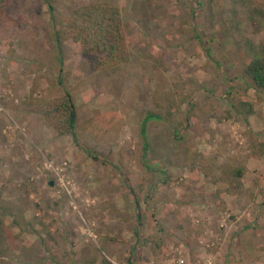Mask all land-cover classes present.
<instances>
[{
	"label": "rangeland",
	"instance_id": "374dc122",
	"mask_svg": "<svg viewBox=\"0 0 264 264\" xmlns=\"http://www.w3.org/2000/svg\"><path fill=\"white\" fill-rule=\"evenodd\" d=\"M102 2L121 12L130 62L95 73L64 23ZM263 48L264 0H10L0 264H264V93L242 77ZM65 93L75 140L36 103ZM147 115L160 119L143 135Z\"/></svg>",
	"mask_w": 264,
	"mask_h": 264
},
{
	"label": "trees",
	"instance_id": "16d2710c",
	"mask_svg": "<svg viewBox=\"0 0 264 264\" xmlns=\"http://www.w3.org/2000/svg\"><path fill=\"white\" fill-rule=\"evenodd\" d=\"M9 2L10 0H0V16L6 11ZM64 28L68 40L76 46L82 58L87 60L92 72L110 71L130 62L123 19L117 7L105 2L80 7L74 11L73 18L64 23ZM57 43L60 44V38L57 39ZM242 77L249 81L256 96L264 93V48L262 55L256 56L245 68ZM35 92L33 90L32 94ZM36 103L43 107L44 121L52 131L59 137L72 136L75 140L77 114L68 93ZM238 110L247 118L254 114V107L250 103L241 102ZM151 119L159 118L148 115L142 124L143 130L146 122ZM142 133L144 134V131ZM144 150L145 152L148 150L146 143ZM237 173L240 177L241 173ZM128 261L130 264L131 259ZM103 264L110 263L104 261Z\"/></svg>",
	"mask_w": 264,
	"mask_h": 264
},
{
	"label": "crops",
	"instance_id": "0c3cea01",
	"mask_svg": "<svg viewBox=\"0 0 264 264\" xmlns=\"http://www.w3.org/2000/svg\"><path fill=\"white\" fill-rule=\"evenodd\" d=\"M76 114H77V118H78V113H77V111H76ZM148 116V115H147ZM146 116V117H147ZM152 116H154V115H152ZM145 117V118H146ZM77 118H76V123H77ZM160 119V118H159ZM158 119V120H159ZM145 120V119H144ZM155 120H157V119H151V121H155ZM150 121V120H149ZM144 122V121H143ZM143 122H142V124H143ZM148 122V121H147ZM146 122V123H147ZM143 126V125H142ZM157 128L160 130L159 131V133H161V134H159L157 137H156V139H160L161 138V142H163V140H164V136H166V141H168V138H169V134H167L166 133V131H165V128L163 127V126H160V125H158L157 126ZM142 131H144V134L142 133ZM152 133V130H147V128H146V124H145V128H144V130H143V127H141V134H143V135H145V133ZM74 139V138H73ZM146 146H147V148H148V145H147V143H146ZM133 202V201H132ZM128 208H130L129 206H117V209H123V210H127ZM134 209H135V211H136V213H138V210H137V207H134ZM133 263H135L134 262V260H133V258L131 259V262H130V264H133Z\"/></svg>",
	"mask_w": 264,
	"mask_h": 264
},
{
	"label": "built area",
	"instance_id": "2783aa9c",
	"mask_svg": "<svg viewBox=\"0 0 264 264\" xmlns=\"http://www.w3.org/2000/svg\"><path fill=\"white\" fill-rule=\"evenodd\" d=\"M179 264H184L185 262L184 261H178ZM199 264H211L210 261H205V262H202V263H199Z\"/></svg>",
	"mask_w": 264,
	"mask_h": 264
},
{
	"label": "water",
	"instance_id": "95a60500",
	"mask_svg": "<svg viewBox=\"0 0 264 264\" xmlns=\"http://www.w3.org/2000/svg\"><path fill=\"white\" fill-rule=\"evenodd\" d=\"M50 185L52 186L53 184L51 183Z\"/></svg>",
	"mask_w": 264,
	"mask_h": 264
}]
</instances>
